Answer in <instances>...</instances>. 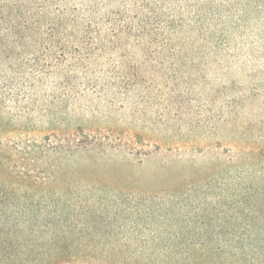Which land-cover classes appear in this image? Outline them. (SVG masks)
Here are the masks:
<instances>
[{"label":"rangeland","instance_id":"rangeland-1","mask_svg":"<svg viewBox=\"0 0 264 264\" xmlns=\"http://www.w3.org/2000/svg\"><path fill=\"white\" fill-rule=\"evenodd\" d=\"M0 223L65 264L264 228V0H0Z\"/></svg>","mask_w":264,"mask_h":264},{"label":"trees","instance_id":"trees-1","mask_svg":"<svg viewBox=\"0 0 264 264\" xmlns=\"http://www.w3.org/2000/svg\"><path fill=\"white\" fill-rule=\"evenodd\" d=\"M1 224V223H0ZM7 230H0V253L6 258L7 264H65L60 261L65 257L58 254L66 250V245H46L44 255L36 261H30L28 257H16L10 254V245L3 241L4 233ZM261 236V239L259 238ZM3 244V245H2ZM156 247L154 260L142 259L140 264H264V228L260 226L241 227L229 231V241L217 240L198 243H177L158 245ZM27 250L25 253H29ZM41 252V253H42ZM36 254H40L36 252ZM46 255V256H45ZM8 257V258H7ZM34 258V259H35ZM22 260V261H20ZM138 264L137 260L129 261L126 264Z\"/></svg>","mask_w":264,"mask_h":264}]
</instances>
